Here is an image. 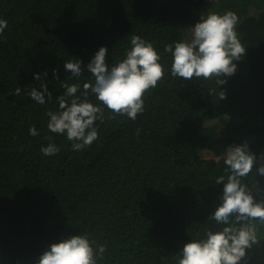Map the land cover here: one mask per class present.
I'll use <instances>...</instances> for the list:
<instances>
[{
  "label": "trees",
  "instance_id": "1",
  "mask_svg": "<svg viewBox=\"0 0 264 264\" xmlns=\"http://www.w3.org/2000/svg\"><path fill=\"white\" fill-rule=\"evenodd\" d=\"M209 11L235 12L246 47L226 83L166 75L135 121L106 111L98 140L83 151L48 132L60 82H76L65 60L86 64L106 45L111 64L139 34L168 63L164 45L189 38ZM0 17L8 21L0 38V264H34L49 244L84 231L107 245L103 264H177L183 243L214 225L207 217L222 193L215 179L227 176L225 146L247 142L264 154V0H0ZM33 72L53 93L45 105L27 94L40 86ZM88 79L85 70L81 84ZM48 137L61 149L54 156L40 152ZM246 182L264 199V176L249 173ZM246 259L264 264V239Z\"/></svg>",
  "mask_w": 264,
  "mask_h": 264
},
{
  "label": "clouds",
  "instance_id": "2",
  "mask_svg": "<svg viewBox=\"0 0 264 264\" xmlns=\"http://www.w3.org/2000/svg\"><path fill=\"white\" fill-rule=\"evenodd\" d=\"M238 23L233 11L201 14L191 26L189 38L164 45L163 52L170 57L168 63L162 62L157 47L139 34L130 36L122 57L111 64L106 63V45H101L86 64L79 58L65 60L63 69L76 82H60L64 91L56 96L57 107L46 112L48 132L70 141L73 151H83L98 140L106 111L107 118L121 116L135 121L145 112L147 92L166 75L186 81L215 78L218 85H223L226 80L221 77L233 75L236 62L246 53L236 31ZM7 26L8 21L0 17V38ZM85 70L91 79L81 84ZM43 75H47L46 70ZM57 75L53 70V76ZM33 80L40 81L39 89L32 86L27 94L37 104L45 105L53 99V93L47 81L41 79V72H33ZM20 93L21 89L16 88L15 94ZM224 95L221 91L220 98ZM28 132L38 135L35 126H30ZM48 140L40 152L54 156L60 146L52 137ZM223 165L227 176H217L214 182L223 185L222 193L207 217L214 225L183 243L177 264H247L249 250L264 239L258 236L260 226H264V199L257 200L253 187L246 182L249 173L264 176V154L254 153L247 142L229 144L224 149ZM106 248L105 243L84 231L49 244L34 264H103Z\"/></svg>",
  "mask_w": 264,
  "mask_h": 264
}]
</instances>
